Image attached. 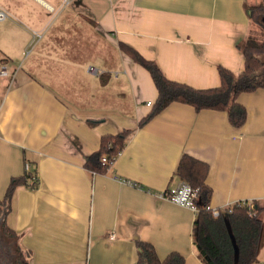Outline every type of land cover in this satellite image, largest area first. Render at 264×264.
<instances>
[{
	"label": "crops",
	"instance_id": "obj_1",
	"mask_svg": "<svg viewBox=\"0 0 264 264\" xmlns=\"http://www.w3.org/2000/svg\"><path fill=\"white\" fill-rule=\"evenodd\" d=\"M257 1V0H256ZM255 1V2H256ZM249 0H0V198L11 176L36 170L12 193L9 227L28 264H134L136 241L158 256L203 264L192 243L196 212L161 193L182 179L183 154L208 166L210 207L264 204V87L241 92L245 122L172 101L144 124L157 90L119 47L153 60L170 80L219 83L218 66L243 68L237 44ZM95 73L87 71V66ZM127 130L106 170L86 157L104 135ZM27 168V169H28ZM257 264H264V209Z\"/></svg>",
	"mask_w": 264,
	"mask_h": 264
},
{
	"label": "trees",
	"instance_id": "obj_2",
	"mask_svg": "<svg viewBox=\"0 0 264 264\" xmlns=\"http://www.w3.org/2000/svg\"><path fill=\"white\" fill-rule=\"evenodd\" d=\"M247 15L250 22L249 32L237 44L243 55V68L236 73L224 66H218L219 83L213 87L195 88L170 80L153 60L119 42L120 49L149 72L157 90L150 111L140 119L139 125L144 124L172 101L190 104L195 110H224L233 127L243 125L246 111L236 100L238 94L264 87V0L250 3L247 6ZM126 133L127 130H123L102 136L99 148L86 157L84 166L90 171L106 170V166L101 164V156H116L123 146ZM207 172L206 163L186 154L181 156L176 168L179 177L196 193L194 203L197 210L192 226V243L198 258L203 264H257L260 212L264 209V204L254 201L251 207L247 201H237L226 206L224 210H219V214L214 216L210 207L212 190L205 182ZM36 183V170L25 169L22 174L10 177L0 198V250L2 243L10 247L12 262L16 264H28V252L20 245L19 234L7 225L6 216L10 211V200L15 188H33ZM136 246L137 257L134 264H184V256L177 251H170L164 258H160L150 242L138 240Z\"/></svg>",
	"mask_w": 264,
	"mask_h": 264
},
{
	"label": "built area",
	"instance_id": "obj_3",
	"mask_svg": "<svg viewBox=\"0 0 264 264\" xmlns=\"http://www.w3.org/2000/svg\"><path fill=\"white\" fill-rule=\"evenodd\" d=\"M8 16L7 12L0 7V20L5 19ZM87 71L91 73H95V68L91 65L87 66ZM8 74L7 68L5 66H1L0 68V75L6 76ZM115 159V156L108 158L106 155H102L100 158L101 164L103 165H111ZM28 168V164H25V169ZM161 195L182 206H186L188 208H191L193 211L196 212L197 207L194 203V198L196 196L195 190L185 181L179 182L176 186H169L167 187ZM228 206V205H227ZM212 213L214 216H217L219 214V210L216 208H211Z\"/></svg>",
	"mask_w": 264,
	"mask_h": 264
},
{
	"label": "rangeland",
	"instance_id": "obj_4",
	"mask_svg": "<svg viewBox=\"0 0 264 264\" xmlns=\"http://www.w3.org/2000/svg\"><path fill=\"white\" fill-rule=\"evenodd\" d=\"M256 0H254L255 2ZM249 2H253V0H249ZM12 251L10 247L4 246L2 243V250H0V262H12ZM2 259H5L2 260Z\"/></svg>",
	"mask_w": 264,
	"mask_h": 264
},
{
	"label": "flooded vegetation",
	"instance_id": "obj_5",
	"mask_svg": "<svg viewBox=\"0 0 264 264\" xmlns=\"http://www.w3.org/2000/svg\"><path fill=\"white\" fill-rule=\"evenodd\" d=\"M5 261V259H2ZM0 264H16L15 262H0Z\"/></svg>",
	"mask_w": 264,
	"mask_h": 264
}]
</instances>
